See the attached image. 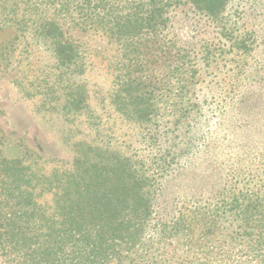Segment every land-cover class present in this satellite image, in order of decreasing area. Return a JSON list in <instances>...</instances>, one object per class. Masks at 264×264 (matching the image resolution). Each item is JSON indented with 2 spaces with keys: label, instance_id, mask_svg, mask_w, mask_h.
Returning <instances> with one entry per match:
<instances>
[{
  "label": "trees",
  "instance_id": "1",
  "mask_svg": "<svg viewBox=\"0 0 264 264\" xmlns=\"http://www.w3.org/2000/svg\"><path fill=\"white\" fill-rule=\"evenodd\" d=\"M233 1L0 0V33H14L10 43L22 40L50 53L55 74L51 78L47 71L42 88L44 96L60 102L63 114L77 117L89 107L79 81L84 73L79 46L66 38L62 22L112 40L121 68L115 104L129 122L145 126L156 153L148 175L140 157L84 145L70 170L44 176L32 171L26 157L7 159L0 149L2 264H160L158 257L170 252H192L207 261L222 251L210 242L219 236L226 216L235 217L230 227L248 243L238 250L231 245L241 253L239 262H224L264 264V153L257 146L262 141L250 144L240 134L232 138L231 119L220 142L206 144L201 134L210 95L197 85L226 55L236 62L235 82L213 95L221 101L228 97L233 112L242 114L238 120L244 119L243 109L253 107L250 96L264 95L245 88L253 75L246 66L259 46L253 31L237 36L229 30L226 13ZM184 4L220 33L213 47L203 45L202 63L169 32L168 13ZM14 51L1 46L0 61L11 59ZM168 124L181 134L167 132ZM235 142L244 146L234 152L223 149ZM183 160L194 163L183 190L162 188Z\"/></svg>",
  "mask_w": 264,
  "mask_h": 264
},
{
  "label": "rangeland",
  "instance_id": "2",
  "mask_svg": "<svg viewBox=\"0 0 264 264\" xmlns=\"http://www.w3.org/2000/svg\"><path fill=\"white\" fill-rule=\"evenodd\" d=\"M226 15L229 30L235 35H243L251 31L255 33L259 49L254 53L253 59L248 60L246 68L251 69L253 75L247 81L245 88L256 89V94L259 89L261 90L259 92H263L264 0H234ZM168 18L170 35L190 49L202 63L203 45L209 44L213 47L219 42L220 33L216 25L196 12L189 4L171 10ZM62 27L66 38L79 46L84 65V73L79 77V81L84 83L88 95V113L76 115L77 117L63 114L59 101L51 95L44 96L43 78L47 75V71L51 78L55 74L48 51L35 46L34 43H23L22 40L20 43L15 40L10 43L15 34L0 33V47L8 45L15 49L11 59L0 61V149L7 159L26 157V164L31 166L33 172L49 176L56 171L60 173L70 170L84 145H103L111 150L142 158L144 169L148 175L151 174V167L154 168V161L151 160L156 153L150 148L147 136L150 132L146 135L145 126L129 122L115 104L116 94L119 95L117 81L121 74L117 45L101 33L82 31L73 27L71 23L62 22ZM225 59L227 61L220 60L217 66L207 69L205 72L210 76L205 73L204 77L201 75L202 83L197 85V88H204L210 95L209 104H205L210 112L206 115L207 126L201 130L202 140L206 144L210 140L220 142V133L229 126L231 119L232 138L234 134L246 135L251 139L250 144H257L261 140L262 144L257 146L259 151L264 153V95L250 96V99L252 98L250 101L254 103L253 107L250 110L243 109L244 119L239 120L242 114L236 109L233 112L231 105L233 102L228 97L225 101H221V97H217L218 94L213 95L214 91L223 93L229 90L235 82L232 79L236 66V62L231 61L233 55H226ZM60 96L63 104V95ZM233 101L237 104L236 99ZM166 111L169 110L166 108ZM254 112L261 113L256 116ZM193 118L194 116L189 117V119ZM240 125H243V128ZM166 131L174 136L181 134L180 130L176 132L173 124H168ZM260 132L261 138H259ZM235 144L223 145V149L234 152L244 146L242 142ZM216 145L212 146L216 147ZM180 164L167 177L162 188L166 185L170 189L174 188L175 192L183 190V184L192 173L189 171L194 167V163L190 164L183 160ZM228 196L229 194L225 196V200ZM181 204L179 203L178 207ZM226 217L224 223L219 224L221 228L219 236L210 242L212 245L222 246V251H214L207 257V261L204 259L205 256L197 257L192 252L187 254L170 252L165 257H158V260H162L160 264L239 262L241 253L237 250L239 247H245L248 242L246 243L243 238L238 239L241 233L230 227L235 217ZM234 238L238 241H234ZM231 245L237 250L230 249Z\"/></svg>",
  "mask_w": 264,
  "mask_h": 264
}]
</instances>
